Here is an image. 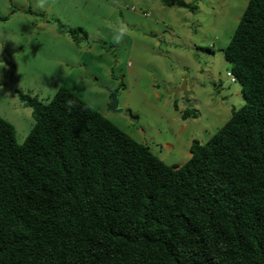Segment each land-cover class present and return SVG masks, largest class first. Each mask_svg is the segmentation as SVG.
I'll use <instances>...</instances> for the list:
<instances>
[{
  "label": "trees",
  "instance_id": "16d2710c",
  "mask_svg": "<svg viewBox=\"0 0 264 264\" xmlns=\"http://www.w3.org/2000/svg\"><path fill=\"white\" fill-rule=\"evenodd\" d=\"M224 53L246 103L182 165L65 86L17 89L35 123L20 143L0 115V264H264V0Z\"/></svg>",
  "mask_w": 264,
  "mask_h": 264
},
{
  "label": "rangeland",
  "instance_id": "374dc122",
  "mask_svg": "<svg viewBox=\"0 0 264 264\" xmlns=\"http://www.w3.org/2000/svg\"><path fill=\"white\" fill-rule=\"evenodd\" d=\"M185 1L198 8L162 0H41L49 23L21 42L19 58L12 53L14 82L44 102L65 86L165 162L182 165L193 140L207 142L246 103L224 52L249 2ZM76 28L87 36L79 32L74 40L67 31ZM184 81L187 95L169 92ZM115 92L122 112L111 109ZM2 100L22 143L35 123L33 110ZM187 110L196 117L185 120Z\"/></svg>",
  "mask_w": 264,
  "mask_h": 264
},
{
  "label": "crops",
  "instance_id": "0c3cea01",
  "mask_svg": "<svg viewBox=\"0 0 264 264\" xmlns=\"http://www.w3.org/2000/svg\"><path fill=\"white\" fill-rule=\"evenodd\" d=\"M37 1V4L33 5L31 0H0V115L4 118L7 117V111H5L7 108H2V103L5 102L2 100L3 97L9 98L8 105L11 108L26 106L22 102L21 105L17 104L20 97L17 93V84L12 76L10 61L14 62L11 59L14 57L12 53L19 58L21 49L24 47L21 42H28L33 34L35 36L49 23L47 17L42 14L45 10L41 6V0ZM51 6V4L47 5L48 12L52 9ZM1 17H6V19ZM13 45L14 47L18 45L16 47L18 50L15 52H13Z\"/></svg>",
  "mask_w": 264,
  "mask_h": 264
},
{
  "label": "water",
  "instance_id": "95a60500",
  "mask_svg": "<svg viewBox=\"0 0 264 264\" xmlns=\"http://www.w3.org/2000/svg\"><path fill=\"white\" fill-rule=\"evenodd\" d=\"M169 92L170 93H172V92H176V93L184 92L187 95L188 93H187V89H186V81H184L180 87H177L176 89H173ZM111 109L113 111H117V112L123 111V109L119 107V99H118V94L116 92L112 94Z\"/></svg>",
  "mask_w": 264,
  "mask_h": 264
},
{
  "label": "built area",
  "instance_id": "2783aa9c",
  "mask_svg": "<svg viewBox=\"0 0 264 264\" xmlns=\"http://www.w3.org/2000/svg\"><path fill=\"white\" fill-rule=\"evenodd\" d=\"M228 75H229V77L231 78L232 81H235L236 78H235V76L232 73H229Z\"/></svg>",
  "mask_w": 264,
  "mask_h": 264
}]
</instances>
